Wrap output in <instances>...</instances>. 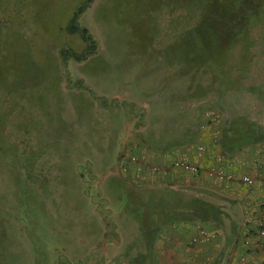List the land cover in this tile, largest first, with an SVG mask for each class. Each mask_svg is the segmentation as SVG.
Listing matches in <instances>:
<instances>
[{"label":"rangeland","instance_id":"1","mask_svg":"<svg viewBox=\"0 0 264 264\" xmlns=\"http://www.w3.org/2000/svg\"><path fill=\"white\" fill-rule=\"evenodd\" d=\"M239 1L236 10L219 0H0V264H29L35 253L34 264H43V259L45 264L92 260L82 257L87 251L82 240L94 228L89 223L109 218L111 210L104 208L111 202L106 191L112 186L110 179L94 176V162L103 165L101 175L112 171L119 160L117 148L125 165L117 178L127 181L123 173L144 161L143 142L158 148V141H170L184 131L168 119L160 126L152 115L144 117L132 101L139 100L136 96L114 107L109 98L97 97L95 87L122 78L123 72H116L121 65L115 63L164 62L165 57L175 62L182 79L175 90L193 92L195 102L207 103L210 115L213 110L219 114L217 127L210 131L213 141L231 129L253 131L250 124L264 132V0L257 10H247L245 18L249 0ZM81 8L78 24L91 33L90 43L69 29ZM194 25L208 31L198 27L183 34ZM215 25L221 38L215 42L218 50L207 49ZM240 26L247 28L237 30ZM231 35L239 41L225 39ZM245 36L247 42L241 44ZM179 43L193 46L189 48L199 58L179 56ZM212 52L216 54L202 60ZM142 64L130 68L143 70ZM152 77L153 72L145 79ZM96 102L123 110L120 117L134 138L117 142V147L114 141H80L76 122L78 128L80 121L89 126ZM241 112L249 121L239 117ZM134 157L137 161L131 162ZM147 163L148 171L159 166ZM256 167L259 174L264 172L263 162Z\"/></svg>","mask_w":264,"mask_h":264},{"label":"crops","instance_id":"2","mask_svg":"<svg viewBox=\"0 0 264 264\" xmlns=\"http://www.w3.org/2000/svg\"><path fill=\"white\" fill-rule=\"evenodd\" d=\"M164 59V62L159 58L154 63L147 59L143 64L138 63L145 66L143 70L131 69L137 65L124 59L121 64L115 63L121 65L116 72H123L122 78L114 76L117 79L100 84V89L95 87L97 97L109 98V106L131 101V97L136 96L139 100L132 101L140 105L144 117L152 115L160 126L168 119L174 128L183 125L184 131L172 136L170 141H158V148L151 149L143 142L140 155L144 161L133 165L136 170L132 167L129 174L123 173L127 181L118 179V173L123 170L117 167L121 156L117 148L115 154L119 160L112 171L106 170L101 175L103 165L94 162V176H103L112 183L106 191L111 202L104 208L110 209L111 214L87 226L94 228H87L86 234L90 237L82 240V247L87 250L82 257L92 260L84 264H264V234L260 230V222L264 226V185L261 182L264 172L259 174L256 167L264 163V141L245 142L235 151L225 147L222 141L225 132L213 141L210 131L217 127L219 114L213 110L211 116L206 117L207 103L195 102L191 91L175 90L176 83L182 79H179L175 62ZM135 72L143 76H134ZM151 72L153 77L145 79ZM135 81L140 82L139 86ZM188 81L193 82V75ZM109 106L101 107L96 102L91 107L96 116L90 113L89 126L80 121L78 128L76 122L80 141H114L116 145L134 138L127 133L130 129L127 120L120 117L123 110H112ZM243 115L241 112L239 117L249 121ZM104 119L111 121L106 124L101 122ZM250 125L251 132H259V125ZM226 143L230 145L233 141ZM132 147L138 148L140 144ZM179 160L197 165L199 172L172 174L170 170L179 169L170 165ZM148 161L158 163L160 169H144ZM104 162L106 158L102 164ZM218 169L235 177L248 174L255 178V185L249 188L237 181H221L213 174ZM180 175L186 176V180ZM210 177L217 180L218 185H210ZM183 197L190 201H183ZM194 199L203 202L201 216L194 211ZM117 200L121 203L115 204ZM209 205L216 211L212 215ZM246 240L250 241L249 245ZM34 256L37 257V253L32 254L29 264L35 263Z\"/></svg>","mask_w":264,"mask_h":264},{"label":"trees","instance_id":"3","mask_svg":"<svg viewBox=\"0 0 264 264\" xmlns=\"http://www.w3.org/2000/svg\"><path fill=\"white\" fill-rule=\"evenodd\" d=\"M197 1H200V0H197ZM208 1L209 0H206V2H208ZM216 1L217 0H215L214 3H216ZM219 1L223 2L227 6L233 4V6L236 8V10H238L239 2H240L239 0H219ZM259 1L262 2L263 0H249V9H246L245 12L241 11L242 12V16L245 18L247 10H250V11L257 10V9H255V7H257L256 5H257V3ZM206 10L208 11V10H212V9H211L210 6H208ZM82 13H83V8H81L80 10H77V11L74 12L72 20H71V23L69 25V29L71 31H74V32H80V34L82 36V39H83V42L84 43H90L93 40V37H92L91 33L89 32V30L87 28H81L79 26V24H78V18L80 17V15ZM209 13H207V15H206L207 18L209 17ZM250 13L251 14H249L248 17L253 14V12H250ZM212 18H215V16H213ZM198 27H201V28L203 27L201 29L202 31H204V30L208 31V29H207L208 27L206 28V26L204 27L203 25L202 26L194 25L190 29L185 31L183 34L186 35L187 32H190L192 30V28H194V31H198V29H199ZM245 28H247V26H240V27H238L237 30H241V29H245ZM248 29H249V27H248ZM217 30H218V28L215 25V32H213V34H209L208 33L209 35H213L211 38L209 37L210 39H208V40H212L213 42H212L211 45H209L210 47H207V49H209V48H216L217 49L215 42H217L216 40H219V39L221 40V38L219 37V31H217ZM184 35L181 38L182 40H184V38H183ZM236 35H238L237 32H236ZM236 35L235 36L231 35V36H229L228 38H225V39L226 40H234V41L238 42L240 38L236 37ZM247 39H248V37H246V38L243 37L240 40L242 42L241 44H245L247 42ZM180 42H182V41H180ZM179 44H182V43H179ZM189 47H193V46H191L189 44H182V46L178 47L179 56H182L183 58L187 57V56H191L192 58H195V57L199 58L200 53L198 51H196V49H190ZM193 50H195V51H193ZM199 50L201 51V48H199ZM215 54L216 53L212 52V54H210L208 56H202V60H205L207 57H211L212 55H215ZM263 138H264V133L251 132V131H248L247 129H241V130H238V129L237 130L236 129L232 130L231 129L229 132H225V134L223 135L222 141H225V147H227L228 150L235 151L239 147H241L244 144H246L245 142H248V141H259V140H261ZM226 141H233V143L230 144V145H227ZM234 141H237V144H235ZM193 202L195 203L194 204L195 213H197V214H199L201 216L202 215V210H201L202 208H201L200 204H203V202L201 200H195V199H194ZM197 206H199V208ZM209 208H211L209 210V214L212 215L214 213L215 209L213 210L212 206H210V205H209Z\"/></svg>","mask_w":264,"mask_h":264},{"label":"built area","instance_id":"4","mask_svg":"<svg viewBox=\"0 0 264 264\" xmlns=\"http://www.w3.org/2000/svg\"><path fill=\"white\" fill-rule=\"evenodd\" d=\"M205 116L206 117H210V113L209 112H206L205 113ZM217 141V140H215ZM201 149H203V147H201ZM262 157L264 158V153L262 154ZM132 161H137V158H132L131 159ZM218 161H222V158L219 157ZM119 169L121 170H124L125 169V165L122 164L121 162L119 163V165L117 166ZM170 168H175V169H179V170H183V171H188V172H193V173H198L199 172V167L195 164H192L188 161H182V160H179V161H175L174 163H172L170 165ZM155 169H160V167H155ZM213 174L218 178L220 179L221 181H227V182H231V181H237L249 188L253 187L255 185V178L248 175V174H244L240 177H235L234 175L230 174V173H227L225 172L224 170L222 169H218V170H215L213 171ZM262 184L264 185V179H262ZM260 230H261V234H264V226H263V223L260 222ZM250 241L249 240H246V244L249 245Z\"/></svg>","mask_w":264,"mask_h":264}]
</instances>
